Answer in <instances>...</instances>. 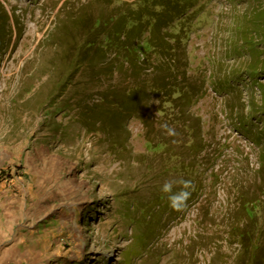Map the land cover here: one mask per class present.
<instances>
[{"label":"rangeland","instance_id":"rangeland-1","mask_svg":"<svg viewBox=\"0 0 264 264\" xmlns=\"http://www.w3.org/2000/svg\"><path fill=\"white\" fill-rule=\"evenodd\" d=\"M133 23L142 40L185 42L171 49L185 76L160 55L136 64L92 46ZM179 180L191 185L177 211L161 189ZM263 189L264 0H0L9 262L264 264V204L251 218L238 209Z\"/></svg>","mask_w":264,"mask_h":264},{"label":"trees","instance_id":"trees-1","mask_svg":"<svg viewBox=\"0 0 264 264\" xmlns=\"http://www.w3.org/2000/svg\"><path fill=\"white\" fill-rule=\"evenodd\" d=\"M180 1L182 2L183 0H180ZM189 7L190 5L188 3L175 4L174 6L175 17L174 18L177 17L179 19H184L186 17L184 15L188 13ZM96 22L100 23L102 22V20L99 19V20H96ZM124 24L126 23L124 22ZM179 24L182 26L181 30L183 32L186 31V27L184 26V23L182 22V20L180 21ZM159 26L161 27V25H159V22L156 21L154 23V26H151V27L157 28ZM163 28L165 29V27ZM153 29L151 31H153ZM122 31L125 34H127L129 39L128 38L127 39L126 38L116 39L112 36V34L108 33L105 39L106 40L110 39L111 42H92V46L93 44L98 45L95 48L98 54L101 51H103V53L110 51L114 53L115 56L117 57H123V59H125L127 62L134 60L136 64L137 62H142L147 65L148 61L150 62L152 61L154 54L158 56L160 55V57L162 56V59H163L161 61V66L164 67L166 71L170 72V74L174 73L176 77H178L179 75L185 76V74L187 73L186 69L188 65L186 57L184 56L185 57L184 59L186 61L185 60L183 61V59L181 60L177 58V56L174 57L173 53H171V49H172L176 51L175 55L180 54V52L185 54L184 52V50L186 51L185 42H178L177 47H174L171 44V42H155L159 40L157 36L154 37L150 35L148 36L149 38L147 41L142 40V37H140V35H143L146 33V28H144L140 23H133L132 26H130L128 29L124 27V30L122 26ZM118 34L119 32L116 31V35ZM174 34L178 35L179 32H176ZM159 65H160V62H159ZM178 87L180 86L178 85ZM166 91L168 92L167 89L163 90V93H161L160 95L164 96V100L168 99L167 102L172 101L173 103H175L180 97H184V93L182 90L180 91L179 94L178 92H174V93L172 92L171 94V92L167 93ZM114 102L115 104H117V103H120L121 100H117V101L115 100ZM246 195L247 193H244L241 196V201L238 204V209H239V213L242 216L251 218L256 214V212L258 211V208L264 204V200L259 197L249 199L248 196ZM154 198L156 199L154 203H156V201L159 200V196L154 193ZM133 218L137 220V215L133 216ZM140 221L143 222L142 219ZM249 231H251V229L247 228V229H243L241 232V236L244 237L243 239L245 242L249 241V238H250Z\"/></svg>","mask_w":264,"mask_h":264},{"label":"clouds","instance_id":"clouds-1","mask_svg":"<svg viewBox=\"0 0 264 264\" xmlns=\"http://www.w3.org/2000/svg\"><path fill=\"white\" fill-rule=\"evenodd\" d=\"M165 131L167 135L174 136L176 134L175 129L165 126ZM174 183L180 185V190L173 192ZM191 182L187 180H179L175 182H165L162 186V192L169 193L168 201L169 207L173 210L179 211L181 206L186 202L190 196V192L187 189L190 187Z\"/></svg>","mask_w":264,"mask_h":264},{"label":"crops","instance_id":"crops-1","mask_svg":"<svg viewBox=\"0 0 264 264\" xmlns=\"http://www.w3.org/2000/svg\"><path fill=\"white\" fill-rule=\"evenodd\" d=\"M3 237H8L9 236V232L8 230H1V234ZM0 264H15L13 262H9V258H10V255L13 254V250L12 248H9V247H5V250H2L0 248ZM10 250H11V253H10ZM25 264V263H23Z\"/></svg>","mask_w":264,"mask_h":264}]
</instances>
